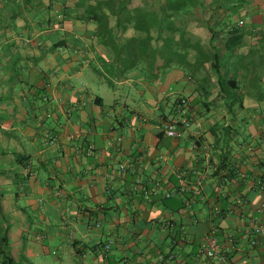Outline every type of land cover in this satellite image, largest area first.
<instances>
[{
    "label": "crops",
    "instance_id": "1",
    "mask_svg": "<svg viewBox=\"0 0 264 264\" xmlns=\"http://www.w3.org/2000/svg\"><path fill=\"white\" fill-rule=\"evenodd\" d=\"M99 1L0 0L2 212L22 209L37 244L66 252L62 264H264V0L191 5L190 37L206 46V21L226 31L219 50L245 23L228 62L241 89L232 112L213 63L185 56V17L183 33L166 26L160 37L178 44L155 60L154 33L145 51L101 42L85 16ZM182 116L191 128L167 137ZM213 230L222 254L210 259L201 244Z\"/></svg>",
    "mask_w": 264,
    "mask_h": 264
},
{
    "label": "trees",
    "instance_id": "2",
    "mask_svg": "<svg viewBox=\"0 0 264 264\" xmlns=\"http://www.w3.org/2000/svg\"><path fill=\"white\" fill-rule=\"evenodd\" d=\"M129 2L130 0H101L96 7H92L85 11V16L88 17V20L95 22L97 26V36H99L101 42L107 47L123 43V40L116 41L114 39L115 34L110 27L109 16L106 12H109L119 21L121 20V16H126V18L128 17L139 23V26L135 25L134 27H139V29L144 31L145 35H143V37L150 35L151 33L159 35V38L154 40V59L157 60L159 48H161L159 44L161 42L166 43L165 49H167V51H172L178 44V42L171 39H168L167 41L166 39L164 41L162 40L160 36L165 32L164 30H166V26H169L168 32L171 34H176L177 32L183 33L181 28H178L177 26V16L180 15V19L185 17L187 19L186 28L184 30L186 38L184 40L181 39L180 44L181 46L183 45L186 50V58L189 57L191 52H196L200 57L198 58V61L203 64L204 67L205 64H208L209 62L213 63L212 67L218 78L217 84L219 87L217 100H229L230 102L226 105L228 110L230 112L236 110L235 101L240 99L241 89L239 88L240 83L237 76L234 75L235 73L228 70V62L230 57H232L233 54H235V52L243 45L245 34L242 29L238 27V25L231 26L224 38V42L222 43L223 49L219 50L215 45L217 37L226 33V31L221 27L214 26L212 21H206L207 32L211 35V40L208 46L199 40L194 41L190 37L193 30L190 27V24H188V21H191L190 19H193L195 16V11L191 8V5L193 6L196 0H166L168 4L167 7L152 15H149V13L144 10H130L128 8ZM118 3L119 6L117 5ZM166 23H168V25H166ZM168 32L166 31V33ZM131 41L140 42V44L132 46V48L135 47L141 51L149 49L151 44V42L146 41L145 38L140 39L139 41L133 38ZM125 45L128 44L126 43ZM162 56L165 57V54L163 53ZM231 100L233 101L231 102ZM179 103L181 104V100ZM240 108L244 107L241 105ZM9 246L10 243L8 236L5 235L0 237V257L6 259L3 264H15L14 258L8 253Z\"/></svg>",
    "mask_w": 264,
    "mask_h": 264
},
{
    "label": "rangeland",
    "instance_id": "3",
    "mask_svg": "<svg viewBox=\"0 0 264 264\" xmlns=\"http://www.w3.org/2000/svg\"><path fill=\"white\" fill-rule=\"evenodd\" d=\"M106 14L109 16L110 27L113 29L114 34L124 37L123 43L124 45L126 43L128 44V49H131L132 46L140 44V42L131 41L133 38L138 41L145 38V36L143 37V35H145L144 31L139 29V27H134L135 25L139 26V23L136 21H133L128 17L126 18V16H121L120 23V21L109 12H106ZM95 34H97V30L95 31ZM131 34V38L126 37ZM159 45L161 48H159L157 59L160 60L161 58L163 60L164 56H162L161 53L163 52L162 50L165 49L166 43L161 42ZM21 203L23 207H25L24 200L21 201ZM13 208L6 214L2 212V203L0 199V237L5 235L8 236L10 243L8 253L15 259V264H62L59 260H57L55 255H65L66 252L57 251L54 246H50V248L45 249L37 244L35 234H28L29 230L26 229L29 227V217L17 205ZM29 212L31 213L32 211L30 210ZM29 248L33 250L34 255H30L33 252L29 253ZM67 260L68 258L65 257V261ZM5 261L6 259L4 257H0V264H3Z\"/></svg>",
    "mask_w": 264,
    "mask_h": 264
},
{
    "label": "built area",
    "instance_id": "4",
    "mask_svg": "<svg viewBox=\"0 0 264 264\" xmlns=\"http://www.w3.org/2000/svg\"><path fill=\"white\" fill-rule=\"evenodd\" d=\"M244 21H240L238 24V27L244 26ZM187 101L185 99H181V107H186ZM181 108L180 112L181 114H184L183 109ZM192 126L191 120H189L186 117H179L177 120H174L173 122L169 123L165 127V134L167 137L171 139H177L180 140L184 137V132L186 130H189ZM122 171H125V167H121ZM186 177V173L183 175ZM186 180H183V183H185ZM167 197H170V195H167ZM255 235L257 237H264V225L256 226L255 227ZM255 244V243H253ZM202 251L206 254V256L210 259H214L218 255L222 254L221 247L218 243V239L216 236V231L213 230L209 235H207L201 244ZM107 250L110 249L109 246L106 247Z\"/></svg>",
    "mask_w": 264,
    "mask_h": 264
}]
</instances>
